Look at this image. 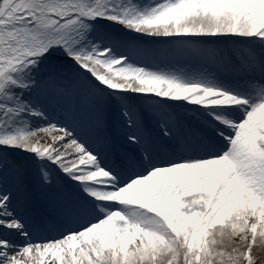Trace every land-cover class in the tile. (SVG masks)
Instances as JSON below:
<instances>
[{
    "label": "snow or ice",
    "instance_id": "6c2138e0",
    "mask_svg": "<svg viewBox=\"0 0 264 264\" xmlns=\"http://www.w3.org/2000/svg\"><path fill=\"white\" fill-rule=\"evenodd\" d=\"M0 264H264V0H0Z\"/></svg>",
    "mask_w": 264,
    "mask_h": 264
}]
</instances>
